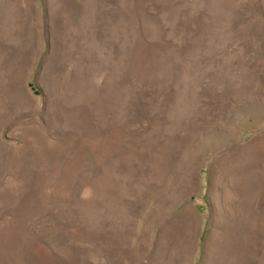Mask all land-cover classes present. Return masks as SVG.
I'll list each match as a JSON object with an SVG mask.
<instances>
[{
  "label": "rangeland",
  "instance_id": "1",
  "mask_svg": "<svg viewBox=\"0 0 264 264\" xmlns=\"http://www.w3.org/2000/svg\"><path fill=\"white\" fill-rule=\"evenodd\" d=\"M0 264H264V0H0Z\"/></svg>",
  "mask_w": 264,
  "mask_h": 264
}]
</instances>
